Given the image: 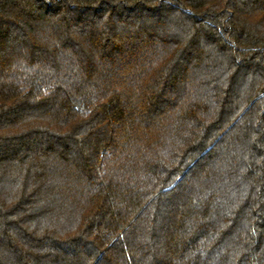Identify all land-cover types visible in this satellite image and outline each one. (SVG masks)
<instances>
[{
	"label": "trees",
	"instance_id": "obj_1",
	"mask_svg": "<svg viewBox=\"0 0 264 264\" xmlns=\"http://www.w3.org/2000/svg\"><path fill=\"white\" fill-rule=\"evenodd\" d=\"M0 264H264V0H0Z\"/></svg>",
	"mask_w": 264,
	"mask_h": 264
}]
</instances>
